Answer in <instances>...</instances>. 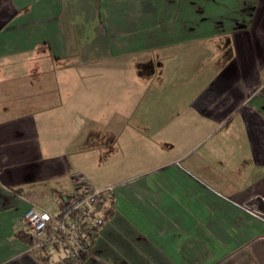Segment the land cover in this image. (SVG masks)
I'll use <instances>...</instances> for the list:
<instances>
[{
	"label": "crops",
	"instance_id": "0c3cea01",
	"mask_svg": "<svg viewBox=\"0 0 264 264\" xmlns=\"http://www.w3.org/2000/svg\"><path fill=\"white\" fill-rule=\"evenodd\" d=\"M112 186L71 264H264V0H0V264L75 177Z\"/></svg>",
	"mask_w": 264,
	"mask_h": 264
},
{
	"label": "built area",
	"instance_id": "2783aa9c",
	"mask_svg": "<svg viewBox=\"0 0 264 264\" xmlns=\"http://www.w3.org/2000/svg\"><path fill=\"white\" fill-rule=\"evenodd\" d=\"M112 194V186L94 188L82 176H76L73 191L62 197L52 211L31 206L24 212L22 220L31 239L29 248L43 256L59 252L57 264L84 259L105 222L99 201Z\"/></svg>",
	"mask_w": 264,
	"mask_h": 264
},
{
	"label": "trees",
	"instance_id": "16d2710c",
	"mask_svg": "<svg viewBox=\"0 0 264 264\" xmlns=\"http://www.w3.org/2000/svg\"><path fill=\"white\" fill-rule=\"evenodd\" d=\"M110 198L103 199L99 201V204L101 206V213L103 216L104 221L107 219V217L110 214L111 211V202L109 201ZM17 238H19L21 241L27 243L28 245L31 242L30 236L26 232H18L16 233Z\"/></svg>",
	"mask_w": 264,
	"mask_h": 264
}]
</instances>
